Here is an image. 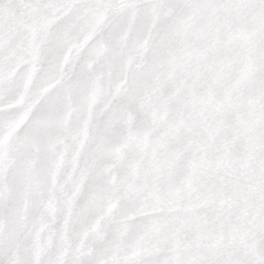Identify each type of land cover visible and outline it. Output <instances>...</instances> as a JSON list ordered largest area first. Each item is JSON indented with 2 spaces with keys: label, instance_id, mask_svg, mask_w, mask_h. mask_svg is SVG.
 Here are the masks:
<instances>
[{
  "label": "snow or ice",
  "instance_id": "obj_1",
  "mask_svg": "<svg viewBox=\"0 0 264 264\" xmlns=\"http://www.w3.org/2000/svg\"><path fill=\"white\" fill-rule=\"evenodd\" d=\"M0 264H264V0H0Z\"/></svg>",
  "mask_w": 264,
  "mask_h": 264
}]
</instances>
